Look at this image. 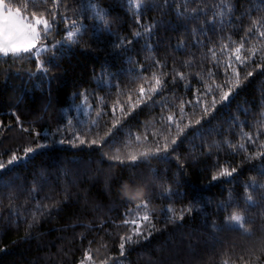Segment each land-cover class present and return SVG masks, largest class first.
Segmentation results:
<instances>
[{
  "label": "trees",
  "instance_id": "1",
  "mask_svg": "<svg viewBox=\"0 0 264 264\" xmlns=\"http://www.w3.org/2000/svg\"><path fill=\"white\" fill-rule=\"evenodd\" d=\"M9 2L20 4L22 0ZM89 2L97 0H82L85 6ZM99 2L109 12L113 32L132 43L116 46V36L106 31L94 35L89 26L81 45L48 65L47 76L37 70L30 54L0 56V159L7 161L13 151L22 156L20 162L0 170V264H79L89 247L96 264H244L245 260L258 264L257 256L261 257L259 264H264L259 248L264 240V188H249L255 203L245 200V187L253 178L257 185L264 183V157L255 155L264 151V135L254 136L256 143L241 140L242 131L264 133V69L255 68L244 79V66L234 63L241 69L240 85L228 101H221L216 89L227 78L221 41L232 48L241 36L247 37L254 20L264 23V0H187L189 11H185V0H141L138 10L130 9L127 0ZM67 3L78 10L77 0ZM228 3L233 10L231 19L225 16L223 31L209 32L210 41L200 35L202 43L195 47L188 29L200 25L205 12L211 16ZM177 4L185 11L184 17L177 14ZM192 8L197 12L192 13ZM136 12L142 13L139 21ZM65 14L75 18L73 11ZM197 14L200 19L193 20ZM148 24L152 25L151 40L133 36ZM66 27L61 24L59 29L62 32ZM260 30L264 28L254 29ZM61 38L53 32L48 42ZM255 42L256 56L247 51L252 40L246 39L242 50L249 63L262 54L260 40ZM213 46L216 59L208 51ZM156 60L161 64L155 65ZM179 72L186 79L177 76L173 81L172 75ZM153 73L164 82L163 91L158 89L150 99L137 102L139 87L149 90L155 84ZM209 88L217 95V104L204 114L196 97L210 104ZM169 114L172 121L166 119ZM201 116L200 124L188 125L190 119ZM177 119L184 132L166 153L151 152L135 162L126 159L162 146L165 138L171 141L177 135ZM201 125L200 133L184 139ZM75 132L87 143H69ZM92 139L101 142L91 144ZM225 140L245 147L229 146ZM37 142L44 146L35 148ZM28 146L35 151L24 158L22 149ZM249 153L253 154L250 160L246 158ZM224 167L237 171L213 180ZM162 185H171L172 193L179 194L169 196ZM137 190L140 195L130 201ZM194 197L200 208L185 212L183 220L178 216L166 219L172 215L169 204L178 213ZM145 198L156 230L147 240L126 244L121 255L120 236L130 230L122 221L138 219L145 209L138 210L137 204ZM37 201L47 210L38 213L33 223L31 213ZM221 202L227 211L221 210ZM234 209L243 213L247 232L225 222ZM212 220L220 227L211 228Z\"/></svg>",
  "mask_w": 264,
  "mask_h": 264
},
{
  "label": "snow or ice",
  "instance_id": "2",
  "mask_svg": "<svg viewBox=\"0 0 264 264\" xmlns=\"http://www.w3.org/2000/svg\"><path fill=\"white\" fill-rule=\"evenodd\" d=\"M165 3L168 0H164ZM78 10L69 8L67 0H22L20 4L10 3L9 0H0V54L5 57H15L22 58V54H30L35 58L36 67L39 72H42L45 76H47L49 72L48 65H53L56 57L63 56L66 52L71 51V49L76 45H81L83 41V35L88 31L89 26H91L93 30V34L95 35L98 31H106L110 36H116L115 44L116 46L127 45L132 43V40L127 37L121 38L116 33L113 32L112 25L108 19L109 12L106 8H104L99 0L97 2H89L87 6L82 3V0H77ZM129 8L134 7L135 9H140L142 7L141 0H127ZM177 9V14L181 17L185 16V11H189L187 8V0H185V11H180V5H175ZM91 10L90 13L88 10ZM233 6L231 3L223 5V7L214 12L211 16H208L207 13H204V19L202 20L200 25L191 27L188 29L190 31L192 37L194 38V46L199 47L201 45V41L199 40L200 35H204L209 41L210 37H208V33L212 32L213 34L223 31V27L225 25V16L228 15L229 19H231ZM68 11H73L75 14V18L66 15L65 13ZM192 13H196L197 9H190ZM137 21L140 20L142 13L136 12L134 13ZM193 20H199L200 16L197 14L195 17H192ZM264 20V18H262ZM85 21L93 22L90 25L85 23ZM61 24L69 25L62 30L59 29ZM256 28H264V23L261 20H254L253 27L248 29L247 37L241 36L240 41L233 42L235 45L232 48H229L223 40L220 43V51L222 56L226 57L224 61V72L226 75V79L222 83H218L216 85V89L219 90V98L221 101H228L230 94L233 92V89L240 85L241 83V69L234 66L235 64L243 65L244 72L243 78L247 79V77L253 75V71L255 68L264 69V30L254 31ZM142 31H136L133 33V36L139 38L141 36H145L148 40L152 39V25H142ZM53 32H59L61 35L60 40H53L52 42H48V37L52 35ZM228 40H231V36L227 37ZM252 40V46L247 49L248 53L252 56L257 55V46L256 40H260V52L262 53L258 60H254L249 63V56L243 54L245 49V40ZM59 46V47H57ZM180 45H178L179 47ZM146 47L150 48V44H146ZM226 49V51H225ZM212 54V58L216 59V50L215 46L208 49ZM50 53V57L48 60H43L42 56ZM234 54V56H233ZM155 65H160L161 61L156 60L154 62ZM219 65V61H217V66ZM143 68V65H141ZM231 69V75L229 76L228 70ZM102 68V73H103ZM163 74V73H162ZM155 79V84L149 86V90H146L143 85L139 87V96L137 97V102L143 103L145 98H151L153 93H156L159 89L163 91L162 84L164 83L159 77L156 76L155 73L152 74ZM177 76L182 79H186L184 72L175 73L172 75V80H176ZM103 76H101V79ZM230 85V86H229ZM226 89V90H225ZM212 93V89L209 88V94ZM50 94V92H49ZM84 100H87V96H84ZM197 103L203 104V113L208 114L210 110H214L217 104V95L211 94V101L200 100V96L196 97ZM188 103H192V101H188ZM135 104H132L131 107H135ZM123 110V106H121ZM115 111V108H113ZM183 104L180 105V114L183 115ZM203 117L197 118L195 120H189L188 125L200 124L201 119ZM17 122L20 121V116L17 114L15 116ZM167 120L172 121L173 116L169 114L166 117ZM3 122L0 121V124ZM72 120H68V124H71ZM23 128V125L21 124ZM175 127L177 128V135L173 137L171 141H168L165 138V143L162 146H156L152 149H146L141 152L139 155L131 154L126 157L129 161H138L141 156L147 158L149 153L154 152L156 154L163 152H167L169 148V144H175L176 139L179 137L180 133L184 132V127H181L179 119L175 122ZM187 127V125H185ZM203 126L201 128H193L192 133L186 134L184 139L188 138V135L200 133L202 131ZM27 130V129H25ZM57 133L61 134V139L59 143H64L63 133H61L60 127L56 129ZM39 136V133H36ZM264 135V133H252V132H243L241 133V140H246L250 143H256L254 136ZM139 139V136H137ZM77 140L80 143H87L84 137L80 135L79 132L73 133V138L69 140V143L76 144ZM53 143L55 141H52ZM91 144H97L101 141L97 139H92ZM183 142V141H182ZM48 141H45L47 144ZM224 143L228 144L232 147L244 148V143H239L238 145H232L231 141L225 140ZM44 145L37 142L35 144V148H41ZM35 149L32 146L24 147L22 149V155L24 158L28 157L29 153H33ZM175 151V149H173ZM257 156L264 157V151H257L255 153ZM253 154L249 153L246 157L247 159H252ZM22 156L17 152L13 151L9 155L7 161L0 159V170H4L7 165H12L13 162H20ZM114 160H119L123 163V159L119 156L112 157ZM136 166V165H133ZM237 171L236 167H224L219 169L213 176L212 179L216 180L219 177H231L233 173ZM3 173L0 172V177H2ZM261 176H264V172L261 173ZM2 183V180H0ZM163 187L164 193L171 195H178L179 193H172L171 185L161 186ZM264 188V183L257 185L255 178H253L252 182L245 187V200L246 202L255 203L253 201V196L251 192L248 191L249 188ZM34 190V189H33ZM140 195L139 190H137L133 196L129 199L130 201L135 200L136 197ZM264 195V194H262ZM229 199H232L231 193H229ZM148 205V200L141 199L137 204V209L139 210L141 206L145 209L143 214L138 219H124L122 221L123 224L129 225L130 230L120 236L119 242V250L120 254L123 255L125 251L126 244H137L141 240H147L153 232L156 230V225L153 223L152 216L146 210ZM200 201L193 198L191 205L185 208H181V210L177 213L172 210L171 205H168V211L172 213V215L167 216V220H173L177 216L180 220L184 219L185 212L191 213L193 208H200ZM221 210L227 211V206L221 202L220 205ZM47 210V206L41 205L39 201H37L36 210L31 213L33 223L36 222L37 214H43V211ZM125 215H128L127 213ZM225 222L230 225H236L244 231H248L245 226V217L241 211L232 210L225 218ZM31 226V225H29ZM210 227L213 229L219 228L215 220L210 221ZM91 244V241H89ZM259 248L262 254H264V240L260 241ZM84 256L86 258H81L79 264H96V261L93 258L91 248L85 250ZM243 259V258H241ZM256 260L259 264L261 257L257 256ZM104 264V262H102ZM113 264H116L114 261ZM227 264V262H225ZM244 264H251V261L245 260Z\"/></svg>",
  "mask_w": 264,
  "mask_h": 264
},
{
  "label": "rangeland",
  "instance_id": "3",
  "mask_svg": "<svg viewBox=\"0 0 264 264\" xmlns=\"http://www.w3.org/2000/svg\"><path fill=\"white\" fill-rule=\"evenodd\" d=\"M22 55H26V54H22ZM0 56H1V57H5V56H3L2 54H0ZM233 226L238 227V226H236V225H233Z\"/></svg>",
  "mask_w": 264,
  "mask_h": 264
}]
</instances>
